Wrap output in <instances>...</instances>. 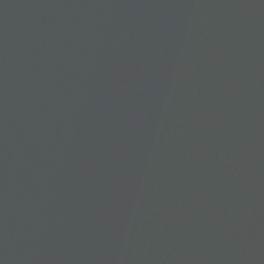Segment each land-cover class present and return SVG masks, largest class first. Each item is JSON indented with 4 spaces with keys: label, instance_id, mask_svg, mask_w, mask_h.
<instances>
[{
    "label": "water",
    "instance_id": "1",
    "mask_svg": "<svg viewBox=\"0 0 264 264\" xmlns=\"http://www.w3.org/2000/svg\"><path fill=\"white\" fill-rule=\"evenodd\" d=\"M173 200L197 221L214 203L220 232L264 222V0H0V264H118L113 225L134 264L132 237L175 226L138 208ZM205 243L176 264L261 252Z\"/></svg>",
    "mask_w": 264,
    "mask_h": 264
},
{
    "label": "bare ground",
    "instance_id": "2",
    "mask_svg": "<svg viewBox=\"0 0 264 264\" xmlns=\"http://www.w3.org/2000/svg\"><path fill=\"white\" fill-rule=\"evenodd\" d=\"M224 1V0H222ZM206 3L211 6H217L219 0H206ZM63 54L72 58L73 65L78 63V50L77 54L73 51L64 52L59 49L54 55V58L60 59ZM75 55V60L73 57ZM149 93V91H148ZM210 95L213 92H208ZM73 162L76 165L88 166V160L83 154L77 155L73 158ZM243 173H239L235 176L236 185L234 190H231L229 195L230 201L234 202L235 197L238 198V194L242 192V179ZM139 189L141 185L137 184ZM251 192V189L248 188ZM39 194V188L36 186L29 187L27 192V198H25V204L31 202V199L35 198ZM148 200V198H146ZM254 202H257L256 200ZM138 219L136 225L138 227L143 226L147 221L155 223L158 227H162L165 223L174 222V231L166 233L159 245L155 248H148L146 239L142 236H134L127 243L126 249L133 254L132 260L134 264H159L156 262V256L161 258L160 264H176V253L182 255L188 250L190 242L194 241L199 234L201 237V249H207L205 240H210L217 244L219 248L225 249L229 245L240 244L247 250H252L258 246L261 248V252L257 259L251 264H264V222L260 224V228L256 229L257 237L255 239L248 235H243L239 225L234 224L233 218L235 215L227 214L223 218L224 227H228L230 230L223 232L219 231V223L215 214L218 216L217 207L214 203L203 204L201 215L197 221L195 215H189L186 209L176 200L170 203H159L146 201L144 205L138 208ZM257 219L260 220L258 214ZM250 240V244L247 241ZM125 242L118 236V228L114 225L111 226V232H109V238H107V244L103 250V255L107 258L118 256V264H127L128 256L124 253Z\"/></svg>",
    "mask_w": 264,
    "mask_h": 264
}]
</instances>
